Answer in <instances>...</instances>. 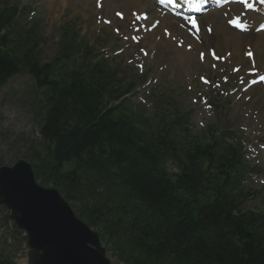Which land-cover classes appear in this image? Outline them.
I'll list each match as a JSON object with an SVG mask.
<instances>
[{
  "label": "trees",
  "instance_id": "1",
  "mask_svg": "<svg viewBox=\"0 0 264 264\" xmlns=\"http://www.w3.org/2000/svg\"><path fill=\"white\" fill-rule=\"evenodd\" d=\"M20 11L0 0V88L19 72L34 78L37 180L58 188L116 263L264 264V215L242 211L241 143L218 134L221 117L195 132L191 111L162 95L171 108L141 119L125 97L134 82L105 60L43 62L38 24L23 27Z\"/></svg>",
  "mask_w": 264,
  "mask_h": 264
},
{
  "label": "rangeland",
  "instance_id": "2",
  "mask_svg": "<svg viewBox=\"0 0 264 264\" xmlns=\"http://www.w3.org/2000/svg\"><path fill=\"white\" fill-rule=\"evenodd\" d=\"M24 2H29L41 17L42 34L45 38L42 44L44 60L56 52L60 26L65 21H76L81 33L90 41L95 40L99 30L106 29L108 40L115 43L118 39L119 42L117 48L110 51V54L123 51L124 64L131 65L139 73H149L147 83L140 88V94L153 84L164 82L182 90L192 101L194 91H190L191 87L196 85L201 87V91H208L207 85H202L199 82L200 78L197 79L198 75L207 78L209 75L217 74L222 81H226L236 74L239 78L233 90L239 88L238 83L243 82L242 77H248L252 68L258 67L264 77V32L242 33L229 26V21L234 16L242 17L252 27L263 20L256 12L245 11L243 6L224 7L203 17H197L202 34L197 36L199 40L180 24L168 20L167 16L157 27L159 18L147 13L146 7L150 9L157 5L150 0H24ZM118 13L122 14V17H119ZM104 18L110 20V26L104 25ZM119 27L120 33L116 35L114 29ZM211 27L212 34L207 30ZM132 35L141 39L140 45L131 44ZM208 48H213L221 57H227L230 53L229 60L227 58L224 64L212 61L209 59ZM234 66H238L240 71L232 73ZM226 67L228 70L231 69L228 75L223 74ZM247 86L245 83L242 88L240 87L241 95L248 93L245 90ZM33 88L30 77L21 73L15 75L0 90V115L4 118L0 121V160L4 157L5 165L12 166L23 156L29 155L30 149L35 148L34 146L41 145L40 115L32 101ZM227 90L229 89L224 88L220 92L219 99L232 96L235 105L233 106L236 107L235 115L232 117L240 118L243 125L251 122L255 130L260 129L261 126L256 125L259 123H256V120L260 119V122L264 120V79L244 98H241V95L233 96L235 91ZM199 104L200 102L194 104L195 123L202 127L213 118V114L211 110L206 109L207 104ZM248 110H252L250 112L252 114L245 115L244 112ZM263 137L264 134L254 142L256 147L260 144L258 140ZM263 155V152L259 151L250 156V159L257 163L262 158L261 163L264 166ZM259 205L263 207L262 203ZM7 214L0 205V256L11 254L19 264H28L29 248L23 237L25 234H19L11 222L7 223L5 219Z\"/></svg>",
  "mask_w": 264,
  "mask_h": 264
},
{
  "label": "water",
  "instance_id": "3",
  "mask_svg": "<svg viewBox=\"0 0 264 264\" xmlns=\"http://www.w3.org/2000/svg\"><path fill=\"white\" fill-rule=\"evenodd\" d=\"M1 202L29 233L33 264H111L99 236L79 220L56 189L35 181L32 166L0 167Z\"/></svg>",
  "mask_w": 264,
  "mask_h": 264
},
{
  "label": "snow or ice",
  "instance_id": "4",
  "mask_svg": "<svg viewBox=\"0 0 264 264\" xmlns=\"http://www.w3.org/2000/svg\"><path fill=\"white\" fill-rule=\"evenodd\" d=\"M188 3H189L190 7H196V5L194 4L193 0H188ZM248 7L251 8L252 5L248 4ZM118 15H122V14L118 13ZM192 23L194 25L196 24L195 19H193ZM230 23L234 24L236 27L241 28V29H243L245 27L244 24L240 23L238 19L237 20H232V21H230ZM248 55H251V53H248ZM261 79H264V77H261Z\"/></svg>",
  "mask_w": 264,
  "mask_h": 264
},
{
  "label": "bare ground",
  "instance_id": "5",
  "mask_svg": "<svg viewBox=\"0 0 264 264\" xmlns=\"http://www.w3.org/2000/svg\"><path fill=\"white\" fill-rule=\"evenodd\" d=\"M151 11H152V8H151Z\"/></svg>",
  "mask_w": 264,
  "mask_h": 264
}]
</instances>
